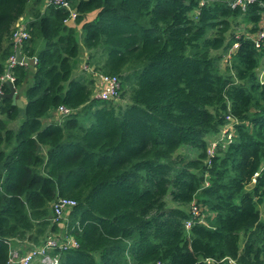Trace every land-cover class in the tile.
Here are the masks:
<instances>
[{"label":"trees","instance_id":"1","mask_svg":"<svg viewBox=\"0 0 264 264\" xmlns=\"http://www.w3.org/2000/svg\"><path fill=\"white\" fill-rule=\"evenodd\" d=\"M44 1L0 0V76L22 19L19 54L35 59L11 70L23 108L0 99V264L11 243L52 236L77 245L52 250L57 264H264V40L253 45L264 0L243 13L229 0H67L71 26ZM238 21L248 35H235ZM79 43L90 73L116 76L128 104L71 76ZM228 117L232 139L208 159L206 139ZM59 199L75 205L52 223Z\"/></svg>","mask_w":264,"mask_h":264},{"label":"built area","instance_id":"2","mask_svg":"<svg viewBox=\"0 0 264 264\" xmlns=\"http://www.w3.org/2000/svg\"><path fill=\"white\" fill-rule=\"evenodd\" d=\"M255 0H229V7L231 9H237L239 12L243 13L247 10V7L254 3ZM52 3L59 8H62L68 12V18L63 20V24H69L74 20V13L69 9L67 0H52ZM202 5V2H200ZM259 7L263 9L261 13L260 20L258 22V30L253 37V45L255 48H259L260 44L264 40V3L259 4ZM28 40V34L24 30V24L22 21L19 22L15 26V29L11 35L10 42L12 51L15 53L16 51L22 48V45L25 41ZM237 48V44L234 43L231 45L229 50L224 56L223 62H227L229 60V56L231 53L235 51ZM14 53L7 58L4 65L3 74L0 76V84H5L6 82L12 85L14 80L11 70L15 66L29 67V65L35 64V59L26 60L23 56H21V62L16 63L14 58ZM81 70H87L86 66H83ZM97 74V73H96ZM95 75V74H94ZM95 99L99 101H114L118 99L119 95V82L116 76H108L98 73L95 75ZM260 80V78H259ZM2 93L0 92V96ZM69 111L64 108H58L56 114L59 116H63L68 114ZM237 122L231 118H226V123L222 126V128L218 132V140L212 141L207 145L206 148V157L208 159L212 158L214 155L215 148L218 142H221L223 145L230 143L232 139V124H236ZM253 175L251 182L254 183ZM74 202L70 200L59 199L51 206V222L57 223L68 213V211L74 206ZM189 213L193 218H198V222L203 223L198 217L199 208L194 203L191 202L189 205ZM185 228L188 229L190 227V221L185 222ZM76 243L73 239L67 237H58L52 236L46 238L39 245H23L21 244L18 248L11 249L8 253L7 264H57V257L52 256L50 252L54 249L58 250H68L76 248ZM22 251V252H21ZM226 264H236L235 261L226 259Z\"/></svg>","mask_w":264,"mask_h":264},{"label":"rangeland","instance_id":"3","mask_svg":"<svg viewBox=\"0 0 264 264\" xmlns=\"http://www.w3.org/2000/svg\"><path fill=\"white\" fill-rule=\"evenodd\" d=\"M249 29H250V26L249 25H245V24H243V23H241L240 21H238L237 22V25L235 26V35H239L240 33H242V34H245V35H248L249 33H248V31H249ZM76 61V60H75ZM224 62H223V59L221 60V62H220V65H219V67H220V69H221V71H222V69H223V67H224V64H223ZM263 63H264V57H262L261 59H260V61H259V65H258V67H257V69H256V74L258 75V77L260 78V80H262L263 79V71H262V69H263ZM86 66V65H85ZM87 67V66H86ZM81 72H84L85 74H87L89 77L90 76H92V78H93V80H94V82H95V75H97L98 74V72H97V74H95V75H93V74H91L90 73V69H88L87 68V70H81ZM122 92H123V95H122V97H119L117 100H115V102L114 103H118L119 105H121V106H123V105H125V104H128V102H129V92H128V89L127 88H124L123 90H122ZM119 93H121V91H119ZM93 97L95 98V92H94V94H93ZM57 117H55V119H56ZM206 142H207V144H210L211 142H212V138H208V139H206ZM191 155V157L193 156V154H190ZM198 208H199V215H198V217L200 218V220L201 221H203V219L206 217V216H208V213H206L205 212V210H202L201 209V207H199L198 206ZM202 210V211H201ZM259 214H260V218L261 219H264V207L263 206H260L259 207Z\"/></svg>","mask_w":264,"mask_h":264},{"label":"crops","instance_id":"4","mask_svg":"<svg viewBox=\"0 0 264 264\" xmlns=\"http://www.w3.org/2000/svg\"><path fill=\"white\" fill-rule=\"evenodd\" d=\"M46 1H47V0H45L44 3H46ZM93 15H94V14H90V15L87 17V21L90 20V19H92ZM25 22H26L25 19H22V24H25ZM69 24H70V26H71L72 22H70ZM69 24H68V25H69ZM78 28H79V27H76V30H77V31H78ZM78 34H79V31H78ZM78 42H79V41H78ZM79 47H80V49H79V54H78V57H77V62L75 63V67L73 68V71H72V74H71L72 77H76V76H78L79 74H81V68H82L83 66H85V63H86V60H87L86 52H85V50H83V49L81 48L80 43H79ZM40 48H41V43L38 42L36 49H40ZM95 86H96V85H95V82H94V88H95ZM15 93H16V92H15ZM19 95H20V94H19ZM17 98L20 100V102L22 103V105H24V100H23V98L20 97V96H19V97L17 96ZM20 118H21V117H19L18 120H17L16 122L9 123V124H8V127H9V128H12V129H15V128L18 126L19 122H20ZM10 247H11V249H14V247L17 248V245H16L15 243H11ZM21 252H22V251H21Z\"/></svg>","mask_w":264,"mask_h":264},{"label":"water","instance_id":"5","mask_svg":"<svg viewBox=\"0 0 264 264\" xmlns=\"http://www.w3.org/2000/svg\"><path fill=\"white\" fill-rule=\"evenodd\" d=\"M14 58H15V62H16V63H20V62H21V55L19 54L18 51H16V52L14 53ZM5 85H6L7 88H8V92H7V94H5V95H1V96H0V99H8V100L11 101V104H12V105H15V106H16L17 108H19V109H22V108H23V105H22V103L20 102V100L17 98L16 93H15V91H14L12 85L9 84V83H7V82L5 83Z\"/></svg>","mask_w":264,"mask_h":264}]
</instances>
